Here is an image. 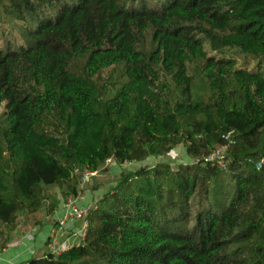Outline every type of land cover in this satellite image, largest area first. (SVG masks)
I'll use <instances>...</instances> for the list:
<instances>
[{
    "label": "trees",
    "instance_id": "trees-1",
    "mask_svg": "<svg viewBox=\"0 0 264 264\" xmlns=\"http://www.w3.org/2000/svg\"><path fill=\"white\" fill-rule=\"evenodd\" d=\"M177 146L189 162L121 172L81 246L26 264H264V0H0V230L45 186L76 196V169Z\"/></svg>",
    "mask_w": 264,
    "mask_h": 264
},
{
    "label": "built area",
    "instance_id": "built-area-1",
    "mask_svg": "<svg viewBox=\"0 0 264 264\" xmlns=\"http://www.w3.org/2000/svg\"><path fill=\"white\" fill-rule=\"evenodd\" d=\"M228 135H224L227 139ZM227 152V145H222L213 150L208 156L203 158V162H212L216 160L219 165H222L224 160V153ZM222 153V154H221ZM110 158L104 160V164H114ZM127 164V163H125ZM74 173L79 176L81 185L87 183L89 179L94 177L97 171L89 170H74ZM79 182V184H80ZM47 187V186H45ZM105 190H97L95 193L90 192L91 195L83 204L79 203V195H68L64 200L61 198L55 200L57 206L54 208L51 215L52 223L49 224L46 233L44 245L46 247L45 253L42 257L46 258L48 255L57 256L60 253L71 249L72 247H79L83 244L86 237L87 221L85 217L89 212L96 208L97 202L100 201ZM72 222H80L79 228L69 226ZM70 228H75L71 230ZM0 264H16L13 261H2L0 257Z\"/></svg>",
    "mask_w": 264,
    "mask_h": 264
},
{
    "label": "rangeland",
    "instance_id": "rangeland-1",
    "mask_svg": "<svg viewBox=\"0 0 264 264\" xmlns=\"http://www.w3.org/2000/svg\"><path fill=\"white\" fill-rule=\"evenodd\" d=\"M213 54V53H210ZM233 59H236L237 65H242L243 60L240 57H233ZM251 67V65L249 66ZM222 154V153H221ZM166 161L170 164L172 170H177L178 164L181 163H187L189 162L187 156L185 155L184 149L182 146H177L172 149L167 154H164L162 156H152L149 157L145 162L141 163H127L123 164L122 166H117L114 164H104L100 169L97 171L96 175L89 179V181L83 185H81V182L78 187V195L82 194L84 191H89L92 193H95L97 190H108L111 188L114 184V182L118 179L119 174L124 171H132L136 169L140 165H148L151 166L154 163H157L159 161ZM114 162V161H111ZM78 174V173H76ZM43 210H40L35 215H18L15 220V227H4L0 230V234L6 236L5 238L0 239V250L5 247L4 244L11 242V241H18L22 240L24 238H27L28 236L32 237V233L36 232L38 233L39 227L42 225L40 223L39 216H44V209L46 210L48 205L51 204L54 201L53 195L54 193H59V189L56 186H47L43 187ZM61 196V195H60ZM61 198V197H60ZM61 200H64V198H61ZM190 211L193 215L196 210V204H197V196L195 199H190ZM14 223V224H15ZM43 228V227H42ZM44 229V228H43ZM35 233V234H36ZM11 238L12 240H10Z\"/></svg>",
    "mask_w": 264,
    "mask_h": 264
},
{
    "label": "crops",
    "instance_id": "crops-1",
    "mask_svg": "<svg viewBox=\"0 0 264 264\" xmlns=\"http://www.w3.org/2000/svg\"><path fill=\"white\" fill-rule=\"evenodd\" d=\"M50 186H55V185H50ZM60 192V191H59ZM89 191H84L82 194L79 195V203L83 204L87 201V199L91 196L89 195ZM78 194V193H77ZM61 196L59 193H54L53 198L54 201L59 199ZM57 206V204H56ZM44 212V211H43ZM35 215V214H34ZM52 215V214H51ZM40 218V223L42 225L39 227L38 233L33 232L32 237L28 236L27 238L16 240V241H11L8 243H5L4 246L0 250V257L2 261H13L16 264H26V262L33 257H42V255L46 251V247L44 245V241L46 239V233L49 228V224L52 223V217L48 215L44 216H39ZM16 225V223H15ZM14 229L17 228V226ZM81 225L80 222H72L69 224L71 227H76L79 228ZM44 229H43V228ZM71 230H75V228H70ZM36 233V234H35ZM7 237L0 234V239ZM12 240L11 238H9Z\"/></svg>",
    "mask_w": 264,
    "mask_h": 264
}]
</instances>
